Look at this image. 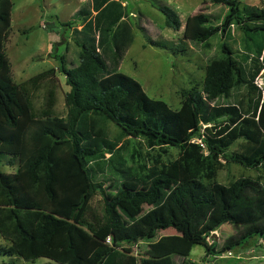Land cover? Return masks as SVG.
I'll return each mask as SVG.
<instances>
[{"label":"trees","instance_id":"obj_1","mask_svg":"<svg viewBox=\"0 0 264 264\" xmlns=\"http://www.w3.org/2000/svg\"><path fill=\"white\" fill-rule=\"evenodd\" d=\"M209 1L224 5L225 14L189 15L183 35L195 46H208L221 34V55L208 58L202 86L185 90L174 109L120 71L134 38L127 5L87 0L74 14L82 21L73 28L79 63L67 67L60 57L70 86L62 117L53 114L52 93L38 113L29 91L15 81L4 48L13 1L0 0V154L17 166L13 173L0 170V235L8 242L1 252L58 264H175V256L190 264L186 257L196 244L215 254L264 238V89L257 83L264 70V8L240 0ZM159 9L167 26L183 27L176 10ZM235 26L242 31L239 51L233 46ZM109 121L120 128L114 137ZM131 137L163 153L177 147L178 155L165 161L161 153L150 154L148 164L129 150ZM235 143L238 148L228 153ZM229 162L260 174L218 181V170ZM108 172L112 191L96 180ZM98 191L104 214L90 221ZM224 223L247 227L218 250L208 238ZM166 229L176 233L149 241L145 259L133 252V244L151 237L152 230Z\"/></svg>","mask_w":264,"mask_h":264},{"label":"rangeland","instance_id":"obj_2","mask_svg":"<svg viewBox=\"0 0 264 264\" xmlns=\"http://www.w3.org/2000/svg\"><path fill=\"white\" fill-rule=\"evenodd\" d=\"M12 1V27L4 48L12 64L14 79L29 91L38 113L47 107L52 93L55 98L53 114L66 117L68 110L65 95L70 90V86L66 82L65 75L60 71V57H63L67 67L76 66L79 63L78 35L74 33L73 28L80 27L82 21L74 17V14L75 9L81 8L87 0ZM121 1L127 5L126 9L129 14L126 20L133 26L134 38L121 61L120 71L136 78L151 97L167 101L174 109L179 108L185 90L202 86L208 58L215 54L221 55L220 45L223 40L221 34H216L209 39L208 46L193 45L183 35L186 19L189 15L199 11L222 15L225 14L227 8L224 5L213 4L209 0ZM240 1L242 4L264 8V0ZM166 5L179 13L183 23L179 31L166 25L165 15L159 9V6ZM138 14H142L143 21L139 19ZM62 22H70L71 25H63ZM52 31L58 32V41H54ZM233 34L238 40L237 43H233L234 49L239 51L242 31L235 26ZM183 47L185 50H181ZM53 69L54 73H49L45 79L31 82V78L37 74ZM257 81L264 86V70L261 71ZM107 126L111 137L119 134L120 128L116 123L109 121ZM237 148L238 143L233 144L228 153ZM129 150H137L140 153L138 157L148 164H151L150 154L156 156L157 153H161L163 160L168 161L175 158L179 152L177 147L168 148L166 153L158 148L149 149L143 140L132 137ZM94 167L96 168L95 165ZM16 169L17 166L9 165L4 156L0 154L1 171L13 173ZM108 173L99 174L96 180L103 181L107 189L112 191L114 188L111 184L114 180ZM258 174L260 172L255 169L229 162L218 170L216 178L220 182L229 183L242 175L257 176ZM103 214V195L98 191L91 201L88 220L94 221ZM246 227L224 223L214 231L216 235L212 234L208 241L210 243L216 241L217 249L221 250L230 238L239 237ZM153 232L152 230L151 237L141 240L139 244H133L135 254L144 258L149 241L156 240L162 235L176 233L174 229L161 230L155 234H152ZM224 240H226L225 243ZM5 245H8V242L0 235V249ZM244 245L245 243L232 248V255H227L226 251L220 253L216 251L217 255H227V259L218 257L211 260L212 264L239 262L236 258L239 257V252L242 251ZM261 249L264 254V246ZM208 255L212 254H207L203 245L196 244L186 260L190 264H206ZM254 255L256 254L243 260V264H264V257H254ZM174 260L175 264H184L180 256H175ZM9 262H14L13 264H58L45 257H40L36 261H27L20 256H9L0 250V264Z\"/></svg>","mask_w":264,"mask_h":264},{"label":"crops","instance_id":"obj_3","mask_svg":"<svg viewBox=\"0 0 264 264\" xmlns=\"http://www.w3.org/2000/svg\"><path fill=\"white\" fill-rule=\"evenodd\" d=\"M125 4V3H123ZM78 10V8L75 9V12ZM81 26V25H80ZM53 35V39L54 41H58L59 39V35L57 31H52L51 33ZM226 242V240H224V243ZM263 243V244H262ZM264 246V238H258V237H254L253 239L248 240L247 242H245V245L243 246L242 251L239 252V257H237L236 259H238L239 262H224L223 264H243V260L248 259L250 256L252 257L253 254L254 257H264V254H262L261 252V247ZM250 247V248H249ZM219 249V248H218ZM227 255H217V254H212V255H208L207 258V262L206 264H212L211 260L217 259L219 257V259H227L226 257ZM229 257V256H228ZM227 261V260H225Z\"/></svg>","mask_w":264,"mask_h":264},{"label":"built area","instance_id":"obj_4","mask_svg":"<svg viewBox=\"0 0 264 264\" xmlns=\"http://www.w3.org/2000/svg\"><path fill=\"white\" fill-rule=\"evenodd\" d=\"M257 83H258V85L261 87V88H263L264 89V86L261 84V83H259L258 81H257ZM197 142H199V143H201L202 145H204L203 143H202V140L201 139H197ZM108 244H110L111 243V236H108L107 237V241H106ZM227 252V255H232V251L229 249V250H227L226 251Z\"/></svg>","mask_w":264,"mask_h":264},{"label":"water","instance_id":"obj_5","mask_svg":"<svg viewBox=\"0 0 264 264\" xmlns=\"http://www.w3.org/2000/svg\"><path fill=\"white\" fill-rule=\"evenodd\" d=\"M213 235H216V233L214 232Z\"/></svg>","mask_w":264,"mask_h":264}]
</instances>
